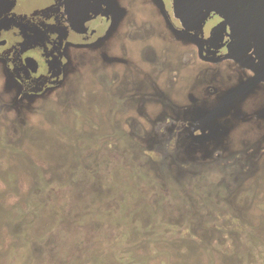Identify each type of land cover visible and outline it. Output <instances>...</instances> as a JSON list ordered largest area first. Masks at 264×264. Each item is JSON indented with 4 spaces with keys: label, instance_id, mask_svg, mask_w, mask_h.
Listing matches in <instances>:
<instances>
[{
    "label": "rangeland",
    "instance_id": "374dc122",
    "mask_svg": "<svg viewBox=\"0 0 264 264\" xmlns=\"http://www.w3.org/2000/svg\"><path fill=\"white\" fill-rule=\"evenodd\" d=\"M181 9L0 0V264H264V63Z\"/></svg>",
    "mask_w": 264,
    "mask_h": 264
},
{
    "label": "flooded vegetation",
    "instance_id": "af4514ba",
    "mask_svg": "<svg viewBox=\"0 0 264 264\" xmlns=\"http://www.w3.org/2000/svg\"><path fill=\"white\" fill-rule=\"evenodd\" d=\"M173 2L178 3L183 14L187 15L183 20L189 26L192 23H195L193 27L198 23L202 24L203 26L197 27L210 28L209 39L212 37L222 38V41L224 39L222 42L224 49L226 48L230 56V47L232 48L235 43L250 44V52L239 59L253 58L254 71L262 69L260 65L264 63V0H173Z\"/></svg>",
    "mask_w": 264,
    "mask_h": 264
},
{
    "label": "water",
    "instance_id": "95a60500",
    "mask_svg": "<svg viewBox=\"0 0 264 264\" xmlns=\"http://www.w3.org/2000/svg\"><path fill=\"white\" fill-rule=\"evenodd\" d=\"M250 50H251L250 44L240 43V42L235 43V45H232V48L230 47L231 56L235 58H239L243 56L244 54L249 53ZM263 77H264V74L263 75L261 74V76H259L257 80H255L252 84L247 86L245 91H249L250 89H252L251 87H254L260 80L264 79Z\"/></svg>",
    "mask_w": 264,
    "mask_h": 264
}]
</instances>
